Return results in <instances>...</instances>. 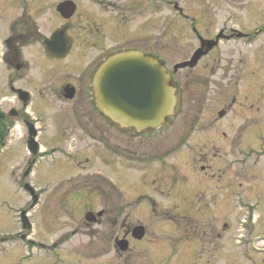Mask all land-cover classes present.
Listing matches in <instances>:
<instances>
[{"label":"rangeland","instance_id":"374dc122","mask_svg":"<svg viewBox=\"0 0 264 264\" xmlns=\"http://www.w3.org/2000/svg\"><path fill=\"white\" fill-rule=\"evenodd\" d=\"M166 1L160 0L157 18L148 17L158 21L159 54L173 72L174 64L187 56L196 40ZM171 1L185 13L196 15L199 26L210 36L222 23L252 35L223 40L195 70L178 72L179 109L168 129L154 137L156 142L148 144L150 147L144 145L150 152L148 158L129 160L127 166L121 156L127 142L114 126L110 154L103 145L92 147L85 142L70 149L78 150V160L90 157L91 162L83 164L88 166L84 172H94L96 188L105 187L102 177L112 178L128 202L129 221L143 220L151 233L156 231V246L133 242L136 250L148 247L147 252L156 256L155 262L165 260V256L169 259L176 241L179 250L170 264H264V0ZM148 31L144 28L143 34L151 33ZM223 109L227 114L220 118L218 113ZM132 144L134 147L135 142ZM152 147L157 152L155 159L151 157ZM19 148L10 142L8 153L0 159V227L4 223L8 229L20 221V211L28 204V193L22 188L25 180L36 189L44 179L50 186L66 188L70 177L82 174L81 167L58 158L60 153L56 152L39 158L31 174L23 178L28 164ZM55 157L58 159L54 162ZM202 164L210 165L206 172L201 170ZM46 167L51 175L45 177ZM102 197L97 191L73 211L70 205L66 210L53 203L44 210L42 205L37 206L32 214L36 246L38 241L78 228L75 237L64 245V261L114 264L113 255H104L105 248L101 247L106 242L102 237L104 227L85 223L84 208L100 209ZM153 200L158 203L155 211L150 210ZM55 220L60 224L52 223ZM202 229H206L204 246L199 243ZM216 234L221 237L214 238ZM91 240L100 246L94 259L88 246ZM28 245V251L15 246L1 260L10 264L26 254L30 259H24L25 264H46L40 251Z\"/></svg>","mask_w":264,"mask_h":264},{"label":"flooded vegetation","instance_id":"af4514ba","mask_svg":"<svg viewBox=\"0 0 264 264\" xmlns=\"http://www.w3.org/2000/svg\"><path fill=\"white\" fill-rule=\"evenodd\" d=\"M166 3L173 6L179 20L187 25L196 40V46L174 66L189 61L201 46L202 39L214 40L220 35L235 36L237 34L234 31H240V28L229 27L222 23L214 30V36H210L199 26V18L196 15L177 10L175 1L167 0ZM159 10L160 0H0V109L7 119L8 126L5 144L0 150V159L8 153L11 142L20 147V153L23 154L30 168L26 178L31 174L39 158L54 155L56 152L60 153L58 158L75 163L82 169L80 177L68 179V182H71L66 188L50 186L49 181L44 179L42 186L36 189L39 201L35 205L24 187L28 182L25 180L22 188L28 193V204L24 205L20 215L22 211H26L28 220L18 218L20 221L17 220L19 222L16 221L13 228H5L4 223L0 227V264H5L6 261H2L1 257H7L15 246H24L28 251V244L32 245V249L40 251V255L46 259V264H75L72 261H64L63 248L66 242H70L75 237L77 233L75 230L78 228H74L69 233L55 235L50 240L38 241L36 246L33 238L36 224L32 220V214L37 206L42 205L44 210L52 203L54 207L60 205V209L63 210L70 205L73 211L80 203L87 200V196L94 197L97 191L103 196L104 203L100 209L90 206L84 208L87 214L93 213V219L85 223L88 226L104 227L102 237L106 242L101 246L102 249L105 248L104 255H113L111 261L114 264L173 263L172 260L179 250L176 246L177 242L174 241L171 245L169 259L165 256L163 258L165 260L155 262L156 256L153 252L148 253V247L144 245L156 246L158 239L156 231L151 233L150 227L143 220L129 221L128 202L125 201L122 192L116 188L112 178L102 177L105 187L96 188L94 172H84L88 166L85 167L83 164L90 163V157L86 156L84 160H78L76 158L78 150L75 152L70 149L79 146L80 142H85L92 147L96 144L103 145L110 154L111 129L114 126L127 142V145L122 147L121 156L128 166L129 160L148 158L150 152L144 148V145L150 147L148 144L156 142L154 137L163 134L171 125L177 113L169 117L160 128L145 132H138L134 127L118 126L96 107L93 86L96 71L111 56L122 52H140L164 63L171 76V84L179 93L181 86L178 72L195 70L223 41L222 39L214 49L202 56L195 67L181 68L177 71L173 67V72H170L166 61L159 54L158 21L148 17L151 15L152 18L154 16L157 18ZM143 18L146 20L144 24ZM144 28H148V32L151 33L144 35ZM245 33L247 35L245 38H250L252 35L250 32ZM213 61L217 63V60ZM218 62L220 63V60ZM215 68L216 65L213 66L212 71ZM223 110L226 115L227 109ZM62 118L66 119L64 121L66 123ZM56 119L58 124L55 123ZM126 136L129 137L128 140ZM133 142H135L134 147H132ZM231 142L234 144L235 139L232 138ZM152 148H149L151 157L155 159L157 152L154 151V147ZM58 158L55 157L52 161L55 162ZM204 161L207 163L205 157ZM200 167L206 172L210 165L202 164ZM49 173L47 168L44 171L45 177ZM50 192L52 197L49 195ZM150 202V210L155 211L158 203L154 200ZM2 205H5V202ZM45 219L49 225L47 217ZM169 221L172 224L176 223L174 219ZM54 222L55 225L60 224L56 220L52 223ZM137 226L144 228V236L141 239L133 236ZM200 236L199 243L204 246L206 229H202ZM220 237L219 234L214 236L217 239ZM121 240L129 242L126 251L121 249ZM173 240L176 239L173 237ZM134 241L144 245L136 250ZM88 246L91 258H96L100 246L97 247L94 240H91ZM24 259L30 258L25 254L17 257V260L10 264H25Z\"/></svg>","mask_w":264,"mask_h":264},{"label":"water","instance_id":"95a60500","mask_svg":"<svg viewBox=\"0 0 264 264\" xmlns=\"http://www.w3.org/2000/svg\"><path fill=\"white\" fill-rule=\"evenodd\" d=\"M235 33L237 37L244 36L241 32ZM221 37L203 40L193 57L175 65L174 70L194 67L203 55L218 44ZM93 86L96 107L100 112L118 126L134 127L138 132L160 128L169 117L176 114L179 105L177 89L171 84V76L164 63L140 52H122L111 56L96 71ZM224 115L225 111L219 112V117ZM6 134L7 120L0 109V147ZM25 188L32 195L33 204H36L38 197L31 184L27 183ZM21 218L28 220L25 211ZM86 219L92 220L93 213H88ZM133 236L141 239L144 228L135 227ZM128 245L127 240L120 241L123 251L128 249Z\"/></svg>","mask_w":264,"mask_h":264}]
</instances>
